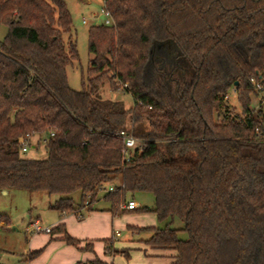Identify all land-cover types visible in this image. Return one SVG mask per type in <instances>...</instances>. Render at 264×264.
<instances>
[{"label":"trees","instance_id":"16d2710c","mask_svg":"<svg viewBox=\"0 0 264 264\" xmlns=\"http://www.w3.org/2000/svg\"><path fill=\"white\" fill-rule=\"evenodd\" d=\"M103 8L113 24L89 28V67L75 91L65 1L0 0V191H43L57 198L50 210L77 214L103 192L112 215L128 194L150 193L152 207L141 210L160 226L128 230L148 232L141 242L172 251L171 264H264V106L251 109L250 82L264 75V0H103ZM105 82L132 104L103 98ZM231 92L241 117L220 119ZM120 131L136 140L128 159ZM26 135L39 137L36 147L47 139L43 158L21 155ZM175 220L180 228L169 226ZM50 235L79 242L63 224ZM105 242L107 253L127 257Z\"/></svg>","mask_w":264,"mask_h":264},{"label":"rangeland","instance_id":"374dc122","mask_svg":"<svg viewBox=\"0 0 264 264\" xmlns=\"http://www.w3.org/2000/svg\"><path fill=\"white\" fill-rule=\"evenodd\" d=\"M67 11L71 18V30L68 34L63 35L66 40L71 37L74 40L77 51V60L66 67L67 82L70 89L81 90V81L85 80L87 69L89 67V60L91 55L87 50V33L91 26L99 25L103 22V0H64ZM86 20V24L82 20ZM6 28L0 25V41L2 40ZM168 57V55H167ZM103 98L111 100H121L126 106L132 104L129 95L123 91L112 92L108 83L105 82L99 91ZM251 109H255L258 102L255 97L251 98ZM238 115L241 117V112L235 100V95L231 92L228 94V99L225 100L219 113L221 119L224 113ZM131 127V125H130ZM39 140L37 135L32 136L31 144L27 151L22 152L21 155L26 158H43L45 153L43 144L35 146ZM103 192L98 194L97 200L94 203V209L97 213H107V220L105 216H98V223L101 224L97 232H91V239L78 240L75 246L67 245L62 239L56 236H48V234H27L24 232V227L34 220H37L42 227L53 228L56 226L58 219L63 218L57 211L48 208L49 203L54 202L57 198L48 196L43 191L29 192L23 190L0 191V215H5L9 218L12 231L0 230V264H27L24 256L21 254L25 250L41 252L33 258L32 264H78L83 262H90V260H107L110 262L113 258L111 253H107V247H110L108 242L114 241L116 244H121L123 239L130 235L127 225L142 226L155 224L158 226L157 219L154 218L151 212H143V207L151 208L153 205V198L150 193L139 192L128 194L126 200H133L138 204L134 211H124L117 215H111L108 211L109 203L102 199ZM75 202L79 200V193L72 195ZM87 212H83V218ZM73 216L75 221H79L77 214L74 212L67 213V217ZM31 218V219H30ZM36 218V219H34ZM82 218V219H83ZM114 218V223L110 226L111 219ZM78 219V220H77ZM105 223L106 225L104 226ZM3 228H6L2 225ZM162 226V225H161ZM171 228H180L182 226L179 220H175L169 225ZM107 227V231L103 228ZM118 233L120 236L112 238L111 234ZM113 235V236H114ZM106 236V237H105ZM148 232L140 234L139 238H146ZM179 238L185 239L186 235L183 232L178 234ZM46 239V240H45ZM113 243V242H112ZM87 244L91 245V250L87 249ZM80 245V246H79ZM94 250V251H93ZM87 252V253H83ZM41 256V257H40ZM90 260H87V259ZM28 259V258H27ZM83 261V262H82ZM116 264H138V260L130 255V257L116 256L114 259ZM91 264V262L89 263Z\"/></svg>","mask_w":264,"mask_h":264},{"label":"crops","instance_id":"0c3cea01","mask_svg":"<svg viewBox=\"0 0 264 264\" xmlns=\"http://www.w3.org/2000/svg\"><path fill=\"white\" fill-rule=\"evenodd\" d=\"M93 205H94V203L91 205L92 210H90V211H87L84 209L80 210L79 214L83 215V212H87V214L84 216V218L82 217L83 219L81 218V220H79V221H75L73 219V216L67 217V213H60L61 216H63V218L58 219L56 226L59 224H63L65 227L66 233L70 237L76 238L78 240H87V239H91V237H97V236H92L91 232H97V230L100 228L101 224H99L97 221L98 216L99 215H102L101 217L105 216L106 219H104V220H106V221H108V220H107V215H106L107 213H102V214L97 213L95 210H98V209H94ZM137 207H138V204H137ZM135 209H132V210L124 209V211H134ZM74 213L76 214V212H74ZM153 216L156 219L154 214H153ZM34 219H36V218H34ZM113 223H114V218L111 219L110 226H112ZM103 224H104V226L106 225L105 223H103ZM2 225L3 224H0V230H6V231L10 232L13 229L11 227L12 226L11 224L8 228L7 227L3 228ZM128 227H138V228L158 227V224L157 225H155V224H151V225L145 224L144 225L143 224L140 227L136 226V225H127V228ZM103 228L107 231V227H103ZM129 233H130V235L128 237L124 238L123 242L121 244H117V243L115 244L114 241L112 240L113 248L124 250L126 252L128 258L130 257V255H132L133 257H135L139 261L138 264H171L173 262L174 253L172 251L151 249L150 247L146 246L143 242H141L144 239H146L147 237H149V234L146 238H139L141 233H137V232L130 231V230H129ZM113 235L111 234L112 238H117L120 236V235H118L117 237H115ZM48 236L50 237V240H51V235L48 234ZM54 236H56V235H54ZM29 253H30L29 250H25L21 254L24 256V260L27 262V264H32L34 262L33 261L34 259L28 258ZM83 253H87V252H83ZM118 255L124 256V254L120 253V254L112 255L113 258L111 259L110 262H107V260H101L100 262L105 263V264H116V262H114V259ZM87 260H90V259L88 258ZM91 261H92V259L90 260V262ZM78 262H79V260L76 261L77 264H78ZM90 262L86 261V262H83L80 264H89ZM118 264H119V262H118Z\"/></svg>","mask_w":264,"mask_h":264},{"label":"built area","instance_id":"2783aa9c","mask_svg":"<svg viewBox=\"0 0 264 264\" xmlns=\"http://www.w3.org/2000/svg\"><path fill=\"white\" fill-rule=\"evenodd\" d=\"M102 9H103L102 10L103 22L101 24L106 25V26L112 25L113 20H112L110 13L108 11H106L104 8H102ZM82 22L84 24H86L85 19H83ZM250 82L252 83V85L254 87V91H255L254 97H255L256 101L258 102L256 108H258L260 106H264V75L260 79L251 78ZM225 99H228V96H226ZM119 135L122 137L123 143H124L123 153H124L126 159H128L129 150L134 148V146L136 145V140L131 136L130 133L125 132V131H120ZM31 138H32V136H30V135H26L23 138V140L21 142V151L22 152L27 151V149L29 148V146L31 144ZM46 141H47L46 138L40 140V142L42 144L46 143ZM108 190L111 191L112 188L109 187ZM123 208L127 209V210H132V209L137 208V204L133 200H129L123 205ZM77 217L80 218L81 215L77 214ZM23 230L27 234H41V233L50 234V232H51L50 227H42L37 220H34L33 222L28 223L24 227ZM118 235L119 234L116 232L114 236L117 237Z\"/></svg>","mask_w":264,"mask_h":264},{"label":"water","instance_id":"95a60500","mask_svg":"<svg viewBox=\"0 0 264 264\" xmlns=\"http://www.w3.org/2000/svg\"><path fill=\"white\" fill-rule=\"evenodd\" d=\"M237 83H235V85H236ZM6 192V191H5Z\"/></svg>","mask_w":264,"mask_h":264}]
</instances>
